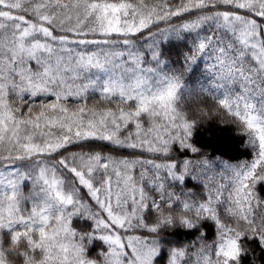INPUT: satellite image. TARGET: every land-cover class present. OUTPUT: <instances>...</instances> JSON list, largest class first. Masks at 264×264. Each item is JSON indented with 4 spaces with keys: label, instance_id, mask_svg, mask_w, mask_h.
<instances>
[{
    "label": "trees",
    "instance_id": "obj_1",
    "mask_svg": "<svg viewBox=\"0 0 264 264\" xmlns=\"http://www.w3.org/2000/svg\"><path fill=\"white\" fill-rule=\"evenodd\" d=\"M22 2L62 41L0 26V264H264V0Z\"/></svg>",
    "mask_w": 264,
    "mask_h": 264
},
{
    "label": "rangeland",
    "instance_id": "obj_2",
    "mask_svg": "<svg viewBox=\"0 0 264 264\" xmlns=\"http://www.w3.org/2000/svg\"><path fill=\"white\" fill-rule=\"evenodd\" d=\"M0 4L7 9H13L19 12V9L23 8L24 3L22 0H0ZM123 8V6L114 7L102 5L99 6V10L97 11L93 9L88 11L86 17L91 16L90 12L94 11L95 15L102 19V25L100 29H96V33L105 36L135 33L147 27V24L142 20H133V17H131V20H128ZM38 17L39 23H34L10 10H5L0 13V26L10 23L12 25L11 32L17 37L20 47L25 51L34 53L38 50H45L46 47L51 48L49 44L52 42L58 43L62 41V39H55L52 37L51 30L48 27L49 23H51V16L45 15ZM84 23L85 20H82L75 25V29L73 30L75 34H81V32L78 33L77 31H80V27L82 28ZM75 42L77 41L71 40V43ZM92 42L100 43L104 41L92 40L88 43ZM77 43L82 45L85 44L79 41Z\"/></svg>",
    "mask_w": 264,
    "mask_h": 264
}]
</instances>
